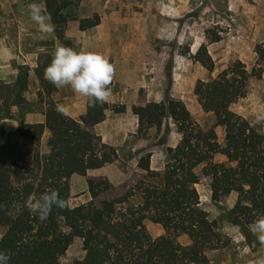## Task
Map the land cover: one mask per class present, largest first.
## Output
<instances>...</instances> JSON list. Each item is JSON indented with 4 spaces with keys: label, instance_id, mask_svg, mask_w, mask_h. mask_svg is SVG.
Instances as JSON below:
<instances>
[{
    "label": "trees",
    "instance_id": "trees-1",
    "mask_svg": "<svg viewBox=\"0 0 264 264\" xmlns=\"http://www.w3.org/2000/svg\"><path fill=\"white\" fill-rule=\"evenodd\" d=\"M72 6L73 0H45L56 37L63 43H68L64 36L69 22L66 11ZM96 25L87 20L80 23V29ZM219 41L220 35L213 39ZM255 52L258 67L252 72L237 60L216 78L197 83L195 92L204 110L215 116V124L208 130L193 121L182 101L167 99L133 107L141 137L153 126L160 130L166 119L174 122L181 135L179 144L167 149L163 171L151 170L148 153L139 163L145 176L124 195L99 201L114 187L106 179H88L90 202L74 208H54L44 222L25 205L29 196L57 190L70 200L69 180L73 175L86 176L88 170L111 164L118 156L99 136L85 133L82 123L57 111L52 98L57 87L45 78L53 55H41L35 74L41 86L39 100L46 106V123L22 122L19 129L20 136L36 142L34 154L28 165L0 159V226L6 230L0 250L10 254V264H60L76 238L83 241L85 252L77 264H208V253L228 243L218 233L217 222L201 208L196 189L201 177L210 180L215 202L225 191L237 194L230 213L240 228L246 229L264 216V136L231 110L233 103L247 96L251 77L264 73V43L257 44ZM194 58L209 72L214 71V60L205 45ZM29 72L28 66H20L14 83H0L3 118L11 107L27 103L24 93ZM107 109V103L93 100L83 124L92 127L101 123ZM217 127L225 129L224 145L218 142ZM46 129L51 133L49 153L43 154L40 147ZM217 154L225 156L227 163L214 162ZM199 167L201 175L197 173ZM135 197L137 201L132 202ZM16 204L24 210L13 215L11 209ZM60 221L69 231L56 229ZM147 221L162 226L166 235L151 240ZM182 236L189 238V245L178 241Z\"/></svg>",
    "mask_w": 264,
    "mask_h": 264
},
{
    "label": "rangeland",
    "instance_id": "rangeland-1",
    "mask_svg": "<svg viewBox=\"0 0 264 264\" xmlns=\"http://www.w3.org/2000/svg\"><path fill=\"white\" fill-rule=\"evenodd\" d=\"M31 2L33 0H0V34L7 33L17 38L21 33H31V28H28V32H19L20 28L15 23L32 22L27 8ZM37 2L45 7V0ZM66 14L69 22H112L117 46L122 48L125 45L127 49L124 52L129 55L131 69L134 67L141 71L143 88L140 94H150L151 100L164 98L182 101L193 121L208 130L213 126L215 116L204 110L195 92L197 83L216 78L239 57L253 63L249 58L254 43L251 36L262 26L260 22H264V0H73V6ZM34 30L32 39L24 41V47L30 48L38 42H44L48 47L53 45L55 32L46 39H40L37 29ZM218 35L221 41L213 42ZM203 45L215 63L212 73L194 58ZM257 67L254 65L248 70L252 72ZM248 94L245 101L239 99L233 103L232 110L245 112L247 120L264 136L263 75L251 77ZM115 109L119 110L117 106ZM2 119L5 118L0 113ZM169 132L165 130V135L159 140V133L153 134L149 137V145L161 148L162 140ZM217 136L218 142L224 145L225 129ZM219 157V154L215 155L213 161L219 163ZM16 158L21 157L14 154L13 145L7 144L0 150V159L13 162ZM197 173L202 174V167L197 169ZM144 176L133 177L135 183ZM121 189L114 188L103 194L99 201L122 196ZM196 189L201 208L209 213L211 220L217 222L218 233L228 243L227 247L208 253V264H258L260 258L264 257V246L258 242L251 226L240 228L230 213L237 194L225 191L219 202L213 201L209 195L210 180L205 177H201ZM145 224L151 240L166 235L160 225L150 221ZM56 229L69 231L63 221L58 222ZM5 232V228L0 226V245ZM178 241L183 245L190 244L188 237L182 236ZM84 256L83 241L76 238L61 257L60 264H77Z\"/></svg>",
    "mask_w": 264,
    "mask_h": 264
},
{
    "label": "crops",
    "instance_id": "crops-1",
    "mask_svg": "<svg viewBox=\"0 0 264 264\" xmlns=\"http://www.w3.org/2000/svg\"><path fill=\"white\" fill-rule=\"evenodd\" d=\"M15 23L20 28L19 32H28V28L32 30L29 31L31 33H21L17 38L7 33L0 34V83H14L19 74V67L28 66L30 69L28 89L24 93L27 103L22 107H11L7 117L0 120V150H3L7 144L13 145L14 154L21 157L16 158L14 162L24 165L30 163L37 144L35 141L20 136L19 129L22 122L30 125L46 123V106L39 100L38 94L41 86L35 74L38 59L43 54L54 56L57 47L65 46L72 47L77 51L100 53L114 65L115 75L110 85L111 95L106 102L109 109L105 111V119L101 123L92 127L83 124L89 105L93 100L75 94L70 87L57 88L52 98L57 106L61 105L65 108V115L82 123V129L85 133L99 136L103 144L116 150L118 156L111 164L88 170L86 176L75 174L71 177L69 180L70 205L74 204L72 207H78L92 200L88 179H106L114 188H122L121 195H123L136 184L133 177L145 174V171L139 167V163L141 158L148 153L151 154V170L163 171L165 169L167 149L175 148L181 140V135L174 122L171 119H166L160 132L157 127L153 126L148 129L147 138L140 136L139 117L134 114L133 107L146 106L154 101L160 103L166 99L151 100L150 94L147 93L146 96L140 94L143 88L141 71L139 68L138 70L134 67L131 69L129 55L124 52L127 49L125 45L123 44L122 48L117 46L112 22H99L96 26L85 30L80 29L81 22H68L64 33L68 43H63L57 37L52 36L54 39L52 46L48 47L46 43L38 42L30 48L24 47L26 45L24 41L32 39L34 29H37V26L34 22ZM260 24L262 26L258 27L256 33L251 36L254 43L252 56L249 58L253 63L246 62L242 57L238 58L246 65L247 69L257 65L258 55L255 52V47L257 44L264 43V22H260ZM115 27L118 28V26ZM120 52L121 54H119ZM248 96L240 100L245 101ZM116 106L118 109L123 108L124 110L116 112ZM232 111L247 119L245 112ZM165 130L170 132L162 140L161 148L158 146L151 147L149 137L159 133L157 136V140H159L165 135ZM215 130L219 135V132L223 131V127H217ZM50 136V131L46 129L41 139V153L43 154L49 153L48 141ZM227 161L225 156L220 155L219 163H227ZM209 195L212 198L211 190ZM135 199L138 197L133 200ZM184 237L187 238V236Z\"/></svg>",
    "mask_w": 264,
    "mask_h": 264
},
{
    "label": "clouds",
    "instance_id": "clouds-1",
    "mask_svg": "<svg viewBox=\"0 0 264 264\" xmlns=\"http://www.w3.org/2000/svg\"><path fill=\"white\" fill-rule=\"evenodd\" d=\"M28 16L37 26L40 39H46L55 32L51 16L42 3L33 0L28 6ZM115 75V68L102 54L95 52L77 51L72 47H57L52 62L45 69V78L57 88L70 87L82 97L91 98L94 102L104 104L111 95L110 85ZM57 111L66 114L65 108L57 106ZM29 211L34 213L41 222L48 219L54 208L66 209L69 200L63 198L57 190H50L37 196H29L25 202ZM24 206L16 204L11 214H20ZM260 245L264 246V216L259 217L251 225ZM11 256L0 250V264H10ZM258 264H264L261 257Z\"/></svg>",
    "mask_w": 264,
    "mask_h": 264
}]
</instances>
